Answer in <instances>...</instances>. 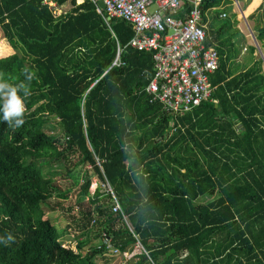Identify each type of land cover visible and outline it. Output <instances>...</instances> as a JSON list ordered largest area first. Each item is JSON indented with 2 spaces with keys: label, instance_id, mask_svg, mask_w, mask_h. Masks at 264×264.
<instances>
[{
  "label": "trees",
  "instance_id": "1",
  "mask_svg": "<svg viewBox=\"0 0 264 264\" xmlns=\"http://www.w3.org/2000/svg\"><path fill=\"white\" fill-rule=\"evenodd\" d=\"M50 1L70 12L0 0V74L18 82L24 68L35 73L25 124L9 128L0 113V236L15 237L0 244V264H100L105 237L122 252L139 244L148 252L130 264H264L261 62L233 75L218 48L212 101L174 115L147 93L154 63L128 46L130 24L106 22L90 2ZM224 2L208 0L204 15ZM119 50L126 65L116 67ZM49 117L57 137L46 133ZM86 166L80 191L89 202L73 207L67 229L78 241L64 245L45 205L55 177ZM91 229L100 241H80Z\"/></svg>",
  "mask_w": 264,
  "mask_h": 264
},
{
  "label": "built area",
  "instance_id": "2",
  "mask_svg": "<svg viewBox=\"0 0 264 264\" xmlns=\"http://www.w3.org/2000/svg\"><path fill=\"white\" fill-rule=\"evenodd\" d=\"M43 1L56 10L58 17L57 5L50 0ZM83 1L92 3L106 17V22L118 20L132 26L135 37L128 46L150 54L153 59L155 75L147 93L154 102L163 104L167 112L182 116L212 101L216 86L211 79L220 68V55L214 47L208 46L202 10L208 0ZM231 1L235 6L240 5L239 0ZM99 3L104 4L105 10L100 9ZM116 58L114 66L126 65L121 50ZM114 200L113 211L119 213L120 204L115 197ZM99 248L128 260L141 254L148 256L140 244L137 246L141 250L139 254L136 250L122 252L108 237Z\"/></svg>",
  "mask_w": 264,
  "mask_h": 264
},
{
  "label": "crops",
  "instance_id": "3",
  "mask_svg": "<svg viewBox=\"0 0 264 264\" xmlns=\"http://www.w3.org/2000/svg\"><path fill=\"white\" fill-rule=\"evenodd\" d=\"M224 1L222 6L205 14L204 20L207 27L208 39L211 40L212 47L217 51L218 48H221L226 52L225 57L230 56L228 67L233 75H238L248 70H255L259 66L257 51L260 56L261 68L263 65L264 69V0H245L244 2H240L239 6H235L231 0ZM218 11L220 13L216 16L213 15V22L209 25V15L212 12ZM69 12L70 7L68 5L61 7L59 8L58 16L61 17ZM217 21H221L222 23L217 24ZM226 22L230 23V29L221 32ZM108 23H110L109 20ZM212 32L219 33L217 39L212 40ZM260 36L262 38L261 42L258 40ZM2 38L3 30L0 27V40ZM236 61L241 64L235 65ZM234 66H236L235 69H233ZM79 240L83 239L80 238Z\"/></svg>",
  "mask_w": 264,
  "mask_h": 264
},
{
  "label": "rangeland",
  "instance_id": "4",
  "mask_svg": "<svg viewBox=\"0 0 264 264\" xmlns=\"http://www.w3.org/2000/svg\"><path fill=\"white\" fill-rule=\"evenodd\" d=\"M219 13L220 11L212 12L209 15V21H210L209 25H211L213 22V19H214L213 15L216 16ZM218 23L220 24L222 22L217 21V24ZM257 55H258L257 60L258 62H260V56H259L258 51H257ZM237 64H241V63H237L236 61L235 65ZM235 68L236 66L233 67V69ZM262 69H263V65H262ZM48 120L50 121V125L46 127V133L50 136L57 137L61 132V127H59L56 124L57 122L55 121L53 117H49ZM90 168L91 166H86L85 168H78L69 178L67 177L62 178L58 176L55 177L54 186L57 190V193L54 195L52 199L48 201L47 206L45 205L46 207L45 209L47 213H49L48 215L52 217L54 224L57 226V229L60 230L62 233V236H63L62 242L64 245L70 244V240L71 242L76 241L74 239L77 238V235L75 233L70 232L67 229V225L73 224L72 223L73 214H74L72 210L73 207L77 206L79 208L81 204L85 205L87 204V202H89V198L83 197L82 192L80 191V187H81V184L84 183L85 176L89 174L87 173V171H89ZM48 172H49V169L46 168L44 170V173L47 174ZM90 174L95 183V185H93L92 187V192H94L97 186H99L98 176L93 175L91 172ZM58 190H59V197H58ZM66 195L68 196L66 197ZM80 238H82L84 241L89 240L90 243H98L100 241L99 239H96L93 229H91L90 233H85ZM89 248H90V245H87L85 250L87 251L89 250ZM135 250H136L135 252L136 254H139L141 252V250L137 249V247ZM132 260L133 258L128 260V259H125L124 257L113 255L107 251L96 258V261L100 264H130Z\"/></svg>",
  "mask_w": 264,
  "mask_h": 264
},
{
  "label": "clouds",
  "instance_id": "5",
  "mask_svg": "<svg viewBox=\"0 0 264 264\" xmlns=\"http://www.w3.org/2000/svg\"><path fill=\"white\" fill-rule=\"evenodd\" d=\"M23 80L12 82L0 74V113L3 114V121L7 122L9 128H21L25 124V104L24 100L31 95V81L35 73L28 68L22 71ZM15 242V237L11 232L0 236V244L9 246Z\"/></svg>",
  "mask_w": 264,
  "mask_h": 264
},
{
  "label": "water",
  "instance_id": "6",
  "mask_svg": "<svg viewBox=\"0 0 264 264\" xmlns=\"http://www.w3.org/2000/svg\"><path fill=\"white\" fill-rule=\"evenodd\" d=\"M99 7L101 10H105V6L103 3H99ZM108 20H109V22H111V19H108Z\"/></svg>",
  "mask_w": 264,
  "mask_h": 264
}]
</instances>
